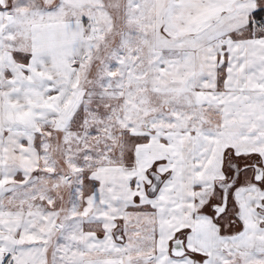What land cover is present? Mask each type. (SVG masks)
<instances>
[{"label":"snow or ice","instance_id":"snow-or-ice-1","mask_svg":"<svg viewBox=\"0 0 264 264\" xmlns=\"http://www.w3.org/2000/svg\"><path fill=\"white\" fill-rule=\"evenodd\" d=\"M0 264H264V0H0Z\"/></svg>","mask_w":264,"mask_h":264}]
</instances>
